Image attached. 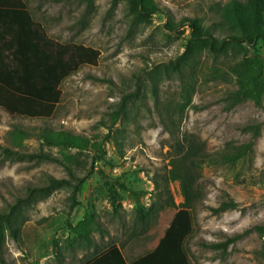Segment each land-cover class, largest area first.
I'll return each mask as SVG.
<instances>
[{
    "label": "rangeland",
    "instance_id": "374dc122",
    "mask_svg": "<svg viewBox=\"0 0 264 264\" xmlns=\"http://www.w3.org/2000/svg\"><path fill=\"white\" fill-rule=\"evenodd\" d=\"M24 1L49 39L96 49L100 58L63 82L51 119L11 116L0 108V210L27 196L29 187L47 186L51 177L70 182L22 210L27 220L21 238L7 234L0 264H59L57 255L63 264H85L111 246L133 260L153 249L185 201L181 182L168 179L173 203L166 202L146 243H137L136 202L144 209L159 204L155 181L162 188L171 168L165 123L173 112L181 132L199 138L210 154L253 142L252 153L235 164L201 169L203 199L192 213L193 231L186 241L191 263L264 264V107L247 100L230 108L225 101L236 89L233 70L241 57L235 59L232 51L206 53L192 59L195 68L189 64L177 73L171 67L184 53L190 33L181 20L197 18L225 36L220 12L232 0H155L162 12L136 25L125 0L115 5L112 0ZM258 53L264 64V44ZM191 78L196 91L180 111ZM128 95L132 97L123 102ZM246 126H258V136ZM18 127L33 135L19 142ZM45 127L83 135L96 146L80 150L47 141L39 133ZM5 148L49 157H7ZM102 173L115 182V200ZM225 202L236 207L212 211ZM86 231L90 247L76 235ZM236 235L242 236L227 249L208 245Z\"/></svg>",
    "mask_w": 264,
    "mask_h": 264
},
{
    "label": "trees",
    "instance_id": "16d2710c",
    "mask_svg": "<svg viewBox=\"0 0 264 264\" xmlns=\"http://www.w3.org/2000/svg\"><path fill=\"white\" fill-rule=\"evenodd\" d=\"M120 0H112L115 5ZM128 12L132 16L134 25L146 23L152 15L162 12L155 0H125ZM182 26L190 28L189 37L182 55L171 61V67L181 73L182 69L195 62L196 55L202 56L209 53L221 56L232 51L235 59L241 57L240 62L234 66L236 89L225 96V101L230 108L247 100L253 101L257 106L264 107V64L259 58L260 44H264V0H232L220 12L219 27L225 36H217L210 28L202 25L197 18H183ZM100 58L98 50L80 46L63 45L48 38L41 24L33 21L27 3L24 0H0V108L11 116H20L29 119H51L61 100V86L72 74L85 65L94 66ZM195 75V73H194ZM219 75V74H215ZM224 76V75H219ZM188 88L184 92L185 103H191L195 94L193 78L186 83ZM128 95L123 98L126 102ZM115 112V121L120 113ZM174 112L167 115L165 129L169 133V160L171 168L163 181H155V188L159 189L157 199L159 204L149 209H144L136 202L137 212L136 229L138 230L141 244H145L146 234L157 222L167 201L173 203L168 186V179L179 180L182 185L185 201L174 213L170 225L165 229L164 235L153 249L146 250L136 259L134 264H192L186 249V241L193 231L192 213L197 203L203 198V192L198 180L200 171L206 164H235L237 161L252 153L253 142L238 146H228L217 154L207 152L205 144L193 134L181 132L174 122ZM245 130L252 129L255 137L258 136V126H246ZM16 138L20 142L33 132L17 129ZM43 139L59 145H66L80 150H89L96 146L87 137L69 131L60 130L57 133L50 128H43L39 132ZM7 157L16 155L18 158L36 157L48 159L45 154L14 153L5 148ZM71 175V173H70ZM105 185L113 196L114 180L104 176ZM70 184L67 179L51 177L47 186L29 187L27 196L17 198L5 211L0 210V255L4 247L7 234L20 240L22 227L26 218L22 210L33 202L49 196L52 192ZM236 207L234 202H225L217 208H212L214 213H220L228 208ZM262 230V228H259ZM263 231V230H262ZM72 233V231L70 230ZM264 233V231H263ZM86 241V247L93 245L88 232L76 233ZM242 235L227 238L226 241L210 243L213 249H227ZM59 264H63L57 255ZM3 261V258H1ZM85 264H128L121 248L111 246L107 251L97 253Z\"/></svg>",
    "mask_w": 264,
    "mask_h": 264
},
{
    "label": "crops",
    "instance_id": "0c3cea01",
    "mask_svg": "<svg viewBox=\"0 0 264 264\" xmlns=\"http://www.w3.org/2000/svg\"><path fill=\"white\" fill-rule=\"evenodd\" d=\"M126 260H127V263L128 264H134L136 262V258L133 259V260H128V259H126Z\"/></svg>",
    "mask_w": 264,
    "mask_h": 264
}]
</instances>
